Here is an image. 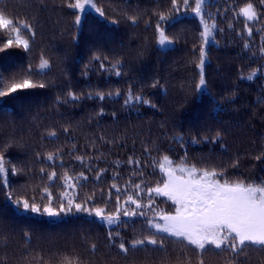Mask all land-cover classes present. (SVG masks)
Returning <instances> with one entry per match:
<instances>
[{
	"label": "trees",
	"instance_id": "16d2710c",
	"mask_svg": "<svg viewBox=\"0 0 264 264\" xmlns=\"http://www.w3.org/2000/svg\"><path fill=\"white\" fill-rule=\"evenodd\" d=\"M74 2L0 0V11L30 26L20 33L27 49L5 47L15 33L0 29V88L25 78L45 85L0 97V264H59L65 255L79 264H264V247L201 253L149 224L176 209L149 191L163 187L165 156L197 176L214 170L221 183L264 181V18L239 14L250 0H207L200 19L191 14L195 0H91L98 14L86 11L77 23ZM202 21L215 25L206 46ZM158 26L170 47H158ZM201 48L206 84L197 88ZM49 193L57 212L68 197L88 211L52 219L15 204L43 210ZM118 206L114 226L88 215ZM145 237L163 244L133 247Z\"/></svg>",
	"mask_w": 264,
	"mask_h": 264
},
{
	"label": "snow or ice",
	"instance_id": "6c2138e0",
	"mask_svg": "<svg viewBox=\"0 0 264 264\" xmlns=\"http://www.w3.org/2000/svg\"><path fill=\"white\" fill-rule=\"evenodd\" d=\"M205 0H195V8L193 11L196 15H201L202 6ZM173 6L177 5V0H172ZM261 5H264V0H259ZM91 6V0H75L74 3H70L69 7L73 9L86 10L85 6ZM185 7L190 6L189 0H183ZM241 16L245 18V21H254L264 18V15L258 13L257 8L253 2H248L244 7L240 9ZM161 20L164 16L161 15ZM80 22V17L77 16V23ZM203 23V21H202ZM247 27L249 35L252 33L251 27ZM27 23L18 24L15 18H9L7 15L0 11V29L11 30L15 33V36L8 39L5 47L11 46L15 43L17 46H23L28 48V41L21 38V30L23 28H29ZM215 25L209 26L204 23V32L202 36L207 39L212 35V28ZM160 45L170 43L169 38L165 33L159 29L158 26ZM205 63V51L203 48L200 50V63L198 67L201 69L200 80L197 88L205 86L206 81L203 74V66ZM48 67V61L42 59L40 68L44 69ZM255 73L249 75L248 79H252ZM0 81V85H2ZM43 83H34L30 79H22L19 82H12L6 88H0V97L7 96L9 93H14L18 89L43 88ZM72 99H76L73 94H69ZM131 95L129 99H131ZM103 99V96H101ZM135 99L140 100V97ZM148 103V101H143ZM128 103V100L125 101ZM260 157H257L259 159ZM52 159V156H49ZM81 159L82 158H78ZM172 161L165 156L161 169L165 171L167 180L164 182L163 187H156L150 189V192H155L157 195L167 196L176 205L174 214H163L161 219L163 223H155L149 221V224L158 232H164L171 236L180 238L187 241L188 244L195 246L201 253L208 250V246H212L215 249L228 248L233 253L241 254L243 249L247 245H258L264 247V181L259 184L244 183L243 181H237L229 183L216 179L218 173L216 171L204 170L197 176V170L192 167L179 166L173 168ZM179 172L180 175L176 173ZM7 170L5 168V162L2 156H0V179H4V184L7 185L5 179ZM82 175V174H81ZM222 175V174H220ZM55 173H52L49 179H52ZM115 187V185H113ZM137 187H139L137 185ZM66 196L67 194H63ZM11 199V194H9ZM63 199V197H62ZM49 205L43 207V212L56 216L59 213L53 209L51 204V194H48ZM128 201L132 204H136L137 208L143 207L131 196L128 197ZM15 204L18 209L22 207L23 210L38 213L41 211V207L33 201L31 204L27 199H17ZM119 204V201H118ZM150 206V205H149ZM73 207L76 211H88L82 204L74 203L73 198L68 197L67 206L61 203L59 206L60 212L72 211ZM120 208L117 207L116 213L105 214L104 209H94L95 216L106 221L108 224H114L120 219ZM91 214V212H90ZM123 215L133 216L136 215L135 210H124ZM143 215V213H141ZM111 236V233L109 234ZM147 243L156 245L157 243L163 244V241H157L155 238L145 237V239L137 240L133 243V247ZM95 248V245H93ZM119 248L123 252H127L125 244L121 242ZM59 264H79L78 257H69L65 255ZM199 264H204L203 259L199 260ZM234 264V262H233Z\"/></svg>",
	"mask_w": 264,
	"mask_h": 264
},
{
	"label": "rangeland",
	"instance_id": "374dc122",
	"mask_svg": "<svg viewBox=\"0 0 264 264\" xmlns=\"http://www.w3.org/2000/svg\"><path fill=\"white\" fill-rule=\"evenodd\" d=\"M206 1H207V0H205V2H206ZM205 2H204V4H205ZM203 6H204V5H203ZM203 6H202V9H203ZM85 8H86V10L75 9V10L78 12L79 17H80L84 12H86V11H90V12H92V13L98 14V11L96 10V8H95L94 5L92 4V2H91V6H90V5H86ZM191 14H192L193 16L197 17L198 19H200V17H201V15H196L194 11H193ZM202 25H203V32H204V23H203ZM158 39H159V34H158ZM158 39H157V45H158L159 48H161V49H165V48H168V47L171 46V42H170V43H166V44L163 45V46L160 45V44L158 43ZM211 41H212V40H211V36L208 37L207 39L204 38V46H206L207 44L211 43ZM164 174H165V178H166V180H167V175H166L165 171H164ZM166 180H165V181H166ZM162 196H164V195H162ZM23 212H26V211L23 210ZM30 213H31V214H34V215H43V216H45V217H47V218H52V219H54V218H59V217H60V213H64V212H58L59 214L56 215V216H50V215L44 213L43 210H41V211L38 212V213H34V212H30ZM88 215L91 216V217H93L94 219H96L98 222L103 223V224L106 225V226H114V225H116V224L118 223V221H117V222L114 223V224H108L106 221H104V220H102L101 218L95 216L94 211H92L91 214H90V212H89ZM157 217H158V218L162 221V223H163V220L161 219V214H158Z\"/></svg>",
	"mask_w": 264,
	"mask_h": 264
}]
</instances>
